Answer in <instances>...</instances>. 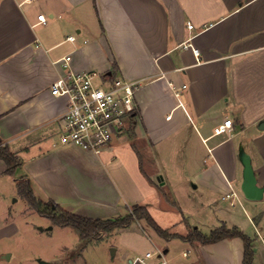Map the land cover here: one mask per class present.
I'll list each match as a JSON object with an SVG mask.
<instances>
[{"label":"crops","instance_id":"obj_1","mask_svg":"<svg viewBox=\"0 0 264 264\" xmlns=\"http://www.w3.org/2000/svg\"><path fill=\"white\" fill-rule=\"evenodd\" d=\"M67 54L75 71L142 82L137 117L101 154L54 140L68 101L51 84L63 72L55 61ZM228 118L230 131L215 134ZM0 139L19 162L10 175L0 158V176L29 177L46 206L110 218L139 204L180 235L225 224L253 238V264H264V192L250 199L241 187L242 153L264 187V0H0ZM171 213L185 231H171ZM140 221L102 234L108 254L122 249L124 264H243L240 237H153ZM120 229L131 231L128 241ZM143 239L148 249L136 254ZM84 248L62 245L45 260L79 264ZM8 251L0 249V264Z\"/></svg>","mask_w":264,"mask_h":264},{"label":"built area","instance_id":"obj_2","mask_svg":"<svg viewBox=\"0 0 264 264\" xmlns=\"http://www.w3.org/2000/svg\"><path fill=\"white\" fill-rule=\"evenodd\" d=\"M38 18L43 22L47 20L45 14H39ZM189 27L193 24L189 23ZM67 40L75 41L76 35H68ZM71 60V54H67L55 61L63 72L52 82L51 92L54 96L65 97L68 102L65 112L58 117L60 127L54 140L101 154L116 135L129 130L137 117L136 94L142 82L113 72H78L71 68ZM232 127L233 120L228 118L215 128V134H227ZM235 194L232 190L226 197ZM151 255L152 252L147 253Z\"/></svg>","mask_w":264,"mask_h":264},{"label":"rangeland","instance_id":"obj_3","mask_svg":"<svg viewBox=\"0 0 264 264\" xmlns=\"http://www.w3.org/2000/svg\"><path fill=\"white\" fill-rule=\"evenodd\" d=\"M123 137L126 138L125 136ZM179 155L181 154L179 153ZM204 157L208 156L204 155ZM200 159H203V157ZM209 160L208 158V161ZM126 161L129 162L130 166V157L129 159L127 158ZM151 161L150 158L149 160L145 158L147 165L146 170L148 172L152 169ZM129 171H131L130 167ZM18 190V183L15 182L12 177L0 176V249H9L6 254H10L14 251L12 259L9 257L7 260H3L6 264H31V261L37 264L36 259L39 257H42L40 259L44 260L46 258H51L58 247L62 245H67L69 247L75 245L83 247L85 245V248L81 251L82 255L77 261L79 264H82L80 262H83L85 259L89 264H124L126 257L122 253V249L116 258H113L110 254L112 251L107 250L108 241L106 239L103 241L99 239L97 244L94 240L98 239H94L86 244V240L80 237L78 230L71 226L63 227L59 225L54 230L47 229L50 226V224H48L49 218L45 215H41L34 209L32 210L28 201L23 198ZM168 219L172 220L170 221L171 225H173L170 226L171 231L183 232L186 230L187 223L176 222L177 220L175 219H177V215L175 217V215L171 213L168 215ZM209 221L207 222L208 224L211 223ZM191 222L194 223L195 219L191 218ZM140 225H142V229H145L149 235L156 237L153 229H151L145 221H140L136 227L138 229L140 227L141 229ZM40 227L45 229L42 230ZM204 229L209 228L205 226ZM120 230H124L122 235H124L125 240L128 241V235L126 233H128V231L131 233V231H127L126 229ZM140 233L142 234L141 231ZM114 236L109 239L110 242L116 241L117 237ZM130 237L129 235V238ZM137 249L136 254L146 252L148 249L146 239L140 241L137 245ZM108 252L110 253L108 254ZM56 253H59V251ZM64 253L66 252L64 251ZM65 264H71V262L69 261Z\"/></svg>","mask_w":264,"mask_h":264},{"label":"trees","instance_id":"obj_4","mask_svg":"<svg viewBox=\"0 0 264 264\" xmlns=\"http://www.w3.org/2000/svg\"><path fill=\"white\" fill-rule=\"evenodd\" d=\"M0 158L6 163L5 173L14 175L19 166L17 154L4 145L0 139ZM19 193L25 198L30 207L38 213L47 216L55 224L60 226H71L78 230L80 237L84 240L99 239L103 233L112 232L117 228L127 227L135 220L145 221L159 236L166 239L181 238L185 241H199L203 244L213 243L225 238L240 237L245 245L243 264H253L254 250L253 238L238 228H229L225 224L213 229L209 234L193 229L187 235L171 233L163 228L151 215L149 210L142 205L134 204L129 211L122 216L110 218H89L69 212L54 204L53 207L46 206L45 202L36 196L32 181L23 176L16 179Z\"/></svg>","mask_w":264,"mask_h":264},{"label":"water","instance_id":"obj_5","mask_svg":"<svg viewBox=\"0 0 264 264\" xmlns=\"http://www.w3.org/2000/svg\"><path fill=\"white\" fill-rule=\"evenodd\" d=\"M242 162L244 164V172H243V183L242 190L245 195L250 199H260L263 196L264 187L259 186L257 183V177L255 175V171L253 169L251 159L248 154L242 153L241 155ZM52 226H50L51 228ZM42 230L43 227H40ZM10 254H4L2 258H9ZM39 264H54L51 261H47L44 259H38Z\"/></svg>","mask_w":264,"mask_h":264}]
</instances>
